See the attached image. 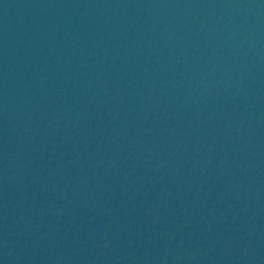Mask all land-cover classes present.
I'll use <instances>...</instances> for the list:
<instances>
[{
    "label": "water",
    "instance_id": "95a60500",
    "mask_svg": "<svg viewBox=\"0 0 264 264\" xmlns=\"http://www.w3.org/2000/svg\"><path fill=\"white\" fill-rule=\"evenodd\" d=\"M0 264H264V0H0Z\"/></svg>",
    "mask_w": 264,
    "mask_h": 264
}]
</instances>
